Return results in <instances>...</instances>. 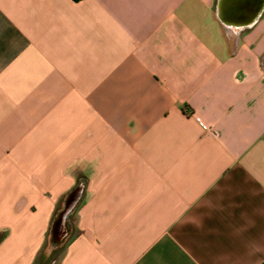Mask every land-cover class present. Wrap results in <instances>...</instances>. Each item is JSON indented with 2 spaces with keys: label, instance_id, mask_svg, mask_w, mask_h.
<instances>
[{
  "label": "crops",
  "instance_id": "obj_1",
  "mask_svg": "<svg viewBox=\"0 0 264 264\" xmlns=\"http://www.w3.org/2000/svg\"><path fill=\"white\" fill-rule=\"evenodd\" d=\"M218 2L0 0V264H264V9Z\"/></svg>",
  "mask_w": 264,
  "mask_h": 264
},
{
  "label": "water",
  "instance_id": "obj_2",
  "mask_svg": "<svg viewBox=\"0 0 264 264\" xmlns=\"http://www.w3.org/2000/svg\"><path fill=\"white\" fill-rule=\"evenodd\" d=\"M232 0H219L218 2V9L219 10H224L225 11V6L229 3H231ZM234 5H232L233 9L237 12L236 14L233 13L234 15V21L232 20H227L228 22H233L238 25H243V26H249L253 24L262 14V11L264 9V0H237V2L234 0ZM226 19L229 18L225 17ZM80 189V188H79ZM77 189L75 190L73 194L78 193L80 190ZM71 196V195H70ZM70 198V197H69ZM72 209V204L71 200H67L66 205L64 209L59 213L58 218H63L66 217ZM58 224H55L53 227V232H52V244L51 247L56 246L57 244H60V242L63 240V238L58 234L56 229L58 227Z\"/></svg>",
  "mask_w": 264,
  "mask_h": 264
},
{
  "label": "rangeland",
  "instance_id": "obj_3",
  "mask_svg": "<svg viewBox=\"0 0 264 264\" xmlns=\"http://www.w3.org/2000/svg\"><path fill=\"white\" fill-rule=\"evenodd\" d=\"M50 245V244H49ZM49 245H47L45 248H44V250L42 251V254L40 255V257L38 258V264H42V261H43V259H44V253L46 252V251H48V249L50 248V246ZM62 248H63V246H58L56 249H54V251H53V254L52 255H50V258L49 259H51V258H55V259H57V258H59V256H60V253H61V251H62ZM51 261V260H50ZM49 261V262H50Z\"/></svg>",
  "mask_w": 264,
  "mask_h": 264
},
{
  "label": "bare ground",
  "instance_id": "obj_4",
  "mask_svg": "<svg viewBox=\"0 0 264 264\" xmlns=\"http://www.w3.org/2000/svg\"><path fill=\"white\" fill-rule=\"evenodd\" d=\"M58 229V228H57Z\"/></svg>",
  "mask_w": 264,
  "mask_h": 264
}]
</instances>
